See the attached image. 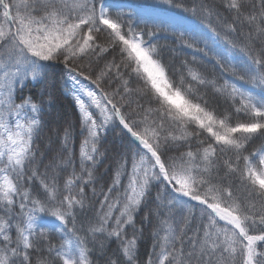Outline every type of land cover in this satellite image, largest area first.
<instances>
[{
  "label": "snow or ice",
  "instance_id": "obj_1",
  "mask_svg": "<svg viewBox=\"0 0 264 264\" xmlns=\"http://www.w3.org/2000/svg\"><path fill=\"white\" fill-rule=\"evenodd\" d=\"M0 264H264V0H0Z\"/></svg>",
  "mask_w": 264,
  "mask_h": 264
},
{
  "label": "trees",
  "instance_id": "obj_2",
  "mask_svg": "<svg viewBox=\"0 0 264 264\" xmlns=\"http://www.w3.org/2000/svg\"><path fill=\"white\" fill-rule=\"evenodd\" d=\"M135 2L139 4H151L153 0H135ZM177 55L182 57L183 59L190 60L192 58L191 50H186L183 53H178ZM25 91L26 92L31 91L33 92L34 95L37 93V89L32 88L31 85ZM50 91L55 97V103L48 108L44 116V119L47 122L45 135L49 134L52 129L62 128L66 121L75 120L76 118L73 102L70 97L66 96L62 92L59 82H57L56 85L50 89ZM43 99L47 101L48 97L44 96ZM118 140H119V136L117 133L110 134L108 137V146L111 147L113 143ZM79 143H80V137L79 135H77V140H76L77 151H78ZM145 234L147 235V229H145ZM146 251H147V243L142 245L141 254L143 255Z\"/></svg>",
  "mask_w": 264,
  "mask_h": 264
}]
</instances>
